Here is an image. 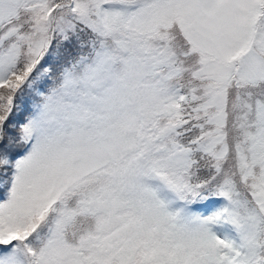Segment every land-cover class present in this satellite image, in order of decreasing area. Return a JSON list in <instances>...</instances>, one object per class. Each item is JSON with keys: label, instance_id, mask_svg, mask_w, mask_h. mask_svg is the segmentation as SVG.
Segmentation results:
<instances>
[{"label": "snow or ice", "instance_id": "1", "mask_svg": "<svg viewBox=\"0 0 264 264\" xmlns=\"http://www.w3.org/2000/svg\"><path fill=\"white\" fill-rule=\"evenodd\" d=\"M0 264H264V0H0Z\"/></svg>", "mask_w": 264, "mask_h": 264}]
</instances>
